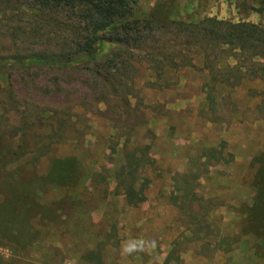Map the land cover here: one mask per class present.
I'll return each instance as SVG.
<instances>
[{"label": "rangeland", "instance_id": "374dc122", "mask_svg": "<svg viewBox=\"0 0 264 264\" xmlns=\"http://www.w3.org/2000/svg\"><path fill=\"white\" fill-rule=\"evenodd\" d=\"M134 8L61 63L70 24L0 0V264H264V58L199 35L264 0Z\"/></svg>", "mask_w": 264, "mask_h": 264}, {"label": "trees", "instance_id": "16d2710c", "mask_svg": "<svg viewBox=\"0 0 264 264\" xmlns=\"http://www.w3.org/2000/svg\"><path fill=\"white\" fill-rule=\"evenodd\" d=\"M25 1L32 2L40 13L52 17L54 22L60 23L65 19L70 24L73 43L71 42L69 51L57 56L58 62L61 63L75 62L79 52L95 58L96 51L101 48L102 42L114 43L119 40L121 34L131 31L130 28L133 24L131 19H134L137 14L134 8L135 0ZM125 20H128L127 24L122 23ZM199 30V35L203 38L231 45L233 48L240 49L251 59L254 57L264 58V29L259 25L208 19V24L200 27ZM130 198L131 196H129L130 204H138L137 201H132ZM141 200L144 199H139L140 202Z\"/></svg>", "mask_w": 264, "mask_h": 264}, {"label": "clouds", "instance_id": "9594fccd", "mask_svg": "<svg viewBox=\"0 0 264 264\" xmlns=\"http://www.w3.org/2000/svg\"><path fill=\"white\" fill-rule=\"evenodd\" d=\"M146 242L143 240H139V241H131L129 243H127L123 250L126 253H134V252H143L146 248ZM152 247L155 246V242H152Z\"/></svg>", "mask_w": 264, "mask_h": 264}]
</instances>
